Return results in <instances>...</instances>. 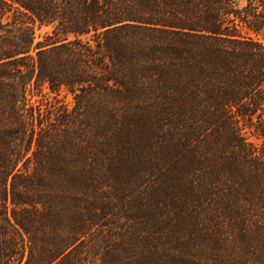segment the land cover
Returning <instances> with one entry per match:
<instances>
[{
	"label": "trees",
	"instance_id": "1",
	"mask_svg": "<svg viewBox=\"0 0 264 264\" xmlns=\"http://www.w3.org/2000/svg\"><path fill=\"white\" fill-rule=\"evenodd\" d=\"M0 264H264V0H0Z\"/></svg>",
	"mask_w": 264,
	"mask_h": 264
},
{
	"label": "rangeland",
	"instance_id": "2",
	"mask_svg": "<svg viewBox=\"0 0 264 264\" xmlns=\"http://www.w3.org/2000/svg\"><path fill=\"white\" fill-rule=\"evenodd\" d=\"M46 30H47V28H39V29L37 30V38H38V40H41V39H42V35H43V33H44ZM48 96L53 97L54 94H52V93H48ZM61 97H62L63 100L66 101L69 105H72V104H73V96H72V94H70V93H66V92H63V93L61 94Z\"/></svg>",
	"mask_w": 264,
	"mask_h": 264
}]
</instances>
